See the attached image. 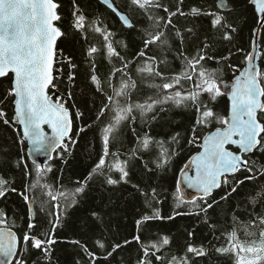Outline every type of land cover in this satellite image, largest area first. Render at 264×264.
Listing matches in <instances>:
<instances>
[{
    "label": "snow or ice",
    "instance_id": "6c2138e0",
    "mask_svg": "<svg viewBox=\"0 0 264 264\" xmlns=\"http://www.w3.org/2000/svg\"><path fill=\"white\" fill-rule=\"evenodd\" d=\"M101 3L118 17L124 27L129 29L135 27L132 19L121 12L112 0H101ZM249 3L257 14V22L264 25V0H249ZM128 7L130 12L139 10L136 14L143 13L149 22L148 27L142 29L143 47L130 60L120 55L115 44L121 42L114 39L115 33L107 27V24L99 18L88 21L79 4L73 0L70 31L73 34L79 33L85 43L88 42L89 31L102 38L106 58L110 64H113V71L107 81L111 89L109 92L99 78L95 63V55L101 52L100 47L90 45L86 49L85 60L89 63L91 73L89 83L107 101L102 102L94 121V123L101 121L106 114L109 116L108 123L101 128L102 155L83 180L75 181L74 188H67L64 185L55 188L47 179L51 167L36 165L34 178L29 179L24 191L20 193L27 206L28 220L22 240L12 230L15 227V221L11 227L8 226L7 216L0 210V264H28L24 254L31 257L33 250L43 254L37 256L33 264L50 261L51 245L56 243L52 237L61 223L62 213L67 207L78 202L80 194L85 191L87 184L94 176L105 175V169L120 174L118 180L111 175L106 176L107 184L130 182L127 161L120 160L117 153L111 152L110 144L116 138L113 133L119 129L123 121H135L134 108L139 109L142 119L148 112H153L155 106L168 102L177 106L184 104L195 110L196 119L187 143L195 145L200 150L192 155L189 162L180 170L182 179L177 180L176 192L173 193L174 215L200 216L203 214V222L207 223L214 233L216 225L209 223V210L214 209L221 200H227L233 193H237L240 185L246 180H256L258 175H264V172H257L253 167L256 161L252 159L256 152L264 154V83H261L264 80V73L254 69L251 55L246 56L249 61L248 68L235 76L234 82L230 85V92H223L220 87L223 82L217 75L219 69L207 67L204 62L213 60L219 64L221 60L229 59V56L220 57L219 60L209 56L207 49L210 45L207 42L203 43V46L194 54L189 55L185 48L184 32L195 35V30L192 27H186L182 32L173 20L177 16L194 18L202 16L213 34L221 33L223 40L230 41L232 33L237 32V28L220 14L230 10L224 0H219L217 5L220 12L208 11L198 6H192L188 12H185L183 0H177L175 11L164 5L161 0H129ZM59 8L58 0H0V78H11V86L0 103L12 97L14 105L13 119L9 120L7 113L3 110H0V119L8 126L20 125L22 140H26L36 154L45 151L51 153L61 147L64 151H69L68 144L65 142L66 138L69 143H75L71 140L69 133L72 131L74 120H82L84 116L76 105V97L73 93L79 66L74 62V58L66 54L58 45V42L68 35L62 27L63 18L58 11ZM160 11L165 13L166 17L160 15ZM174 40L179 41L178 46ZM152 46L165 54L163 59L148 55ZM167 53H173L174 58L179 61V72L166 75L160 71V64L167 65ZM113 58L121 61L120 67L115 66ZM138 60H140L139 63H137ZM134 63L137 75L147 80L148 86L154 88L156 92L144 103L133 105L125 101L131 94L130 89L137 87L136 81L128 71L130 65ZM116 73L121 75L118 87L112 82V77ZM149 77L152 79L148 80ZM156 78L163 82H153ZM184 81L190 82L191 87L189 88ZM221 95H227L230 101L227 115L218 112L214 107L217 98ZM69 101H71L70 105ZM73 108H75L74 117L71 114ZM152 119H155L154 115ZM213 124L219 125L214 131L208 132L202 138L197 135L198 129ZM44 125L51 129V136L46 135ZM13 130L15 131V128ZM80 131H84V128L82 127ZM179 137L180 133L177 132L165 142L155 140L148 133H144L137 137V147L131 150V155L136 156L139 151H150L155 145L159 151L153 163L156 169L164 170L173 157L178 155L176 148L170 150L165 144L178 146ZM233 148L235 151L232 150ZM109 156L115 157V160L107 161L106 158ZM189 168L194 170V175H189L186 171ZM148 170L152 171L151 168ZM239 172H248L250 175L245 176L244 180H237L235 175ZM32 175V171L26 169V176L32 177ZM181 185H185L196 195L190 198L184 197ZM133 187L144 198L145 207L152 209L151 215L145 214L136 221L137 232H139L147 221L165 218L160 215V210L154 207L161 202L160 192L155 187L150 189H142L139 185H133ZM220 188H230V190L225 191V194L217 200L213 198V193ZM8 192L15 193L17 189L0 176V198L6 197ZM210 199L211 202H209ZM248 199L255 209L258 203L264 201V188L256 190L255 194L249 195ZM184 204L191 205L188 212L175 211ZM37 207L40 212L49 217L50 225L48 229H42L39 233L36 232L39 227L36 216ZM52 208L56 211L52 212ZM96 215L93 213V216ZM249 215L251 219L240 221L233 214L232 230L221 233L227 239V246L217 247L216 251L221 254L234 253L237 264H264V214L253 210ZM167 219H173V216ZM240 232H243V238L238 235ZM188 236L191 238L193 232H189ZM133 240L140 244L143 250V256L137 264H154L152 256L155 257V261H160L162 257L156 253L170 243L167 236L148 245L141 242L139 235L133 237ZM68 242L79 245L89 257L91 264H95L96 255L83 243L78 240ZM131 242L125 240L123 243H114L112 250L106 253L104 259ZM96 243L101 249L105 248L101 241L98 240ZM150 249L155 251L150 252ZM206 251L203 245L196 246L188 243L186 254L180 257L173 256L172 262L193 264L194 257L205 256ZM77 264L80 262L77 261Z\"/></svg>",
    "mask_w": 264,
    "mask_h": 264
},
{
    "label": "trees",
    "instance_id": "16d2710c",
    "mask_svg": "<svg viewBox=\"0 0 264 264\" xmlns=\"http://www.w3.org/2000/svg\"><path fill=\"white\" fill-rule=\"evenodd\" d=\"M224 1L230 10L220 14L237 28V32L232 33L230 41L223 40L221 33L213 34L202 16L196 18L177 16L173 18L182 32L186 27H192L195 30V35L184 32L185 48L189 55L194 54L198 48L203 46V43L207 42L210 45L207 49L209 56H214L218 60L220 57L229 56V59L221 60L219 64L213 60L204 62L207 67L219 69L217 75L222 82L231 80L236 72L235 68L242 70L246 64V56L249 55L251 49L253 33L258 25V17L249 0ZM112 2L121 12L132 19L135 24L134 28H125L117 17L97 0H76L88 21L99 18L107 24V27L115 33L114 39L121 42L115 44L120 55L130 60L142 49L144 35L142 29L147 28L149 22L143 13L136 14L139 10L136 12L129 11V0H112ZM161 2L175 11L177 0H161ZM218 2L219 0H183V10L188 12L192 6H198L208 11L220 12L217 7ZM58 3L60 4L58 11L63 18L62 27L68 33L65 38L58 42V45L66 54H70L79 66L73 93L76 97V105L84 113V116L82 120H74L71 137L75 143L68 144V146L70 145L69 151L56 150L45 167H51L47 179L55 188H60L61 185L74 188L76 186L75 181L83 180L102 155L101 128L108 123L109 119L108 114H106L101 121L94 123L102 102L107 101L89 83L91 73L89 63L85 60L86 49L90 45L100 47L101 52L95 55V63L99 78L104 82L105 89L109 92L111 89L108 87L107 81L113 71V64H110L106 58L102 38L89 31L88 42L85 43L79 33L73 34L70 31L69 22L72 19L73 0H58ZM159 14L166 17L162 11ZM258 42L260 46L259 71L264 73V25L260 29ZM174 43L178 46L179 41L174 40ZM148 55L163 59L165 54L152 46ZM166 55L168 57L167 65L160 64V71L166 75L179 72L180 63L174 58V54L167 53ZM113 60L116 67L121 66L119 59L113 58ZM139 62L140 60L137 61V63ZM128 71L136 81L137 87L130 89L131 94L125 101L126 103L133 105L144 103L149 96L155 95L156 90L148 86V81L137 75L135 63L130 65ZM151 79V77L148 78V80ZM120 80V73H116L112 77V82L117 87ZM153 82L162 83L163 81L156 78ZM184 83L189 88L191 87L190 82L184 81ZM261 83H264V80ZM10 86V77L0 80V100L7 94V89ZM204 98L206 99V95ZM12 100V97H8L6 101L0 103V110L7 113L9 120H12L13 114ZM70 104L71 101H69ZM214 107L218 112L226 115V98L223 95L218 97ZM133 112L136 117L135 121H123L119 129L113 133L116 138L110 144V151L117 153L120 160L127 161L130 182L107 184L106 176L111 175L118 180L120 175L116 171L109 172L107 169H105V175L94 176L87 184L85 191L80 194L78 202L67 207L62 213L61 223L55 229L52 237L56 243L51 245V259L50 261H41V264H77V261L80 264H91L89 257L85 255L79 245L68 242L72 240L80 241L96 255L95 264H137V261L143 256L141 245L133 240V237L137 235L145 245L158 241L165 236L169 238V245L156 253L162 259L155 261V257H151L154 264H170V262L174 264L172 262L173 256H184L188 243L196 246L203 245L207 250L205 256L194 257L193 264H237V257L234 253L221 254L216 251V248L222 245L227 246V239L221 233L232 230L233 214L240 221L251 219L249 214L253 210L264 214L262 212L264 201L258 203L253 209V205L248 199L249 195H254L256 190L264 188V175H258L256 180H246L240 185L237 193H233L227 200H221L218 205L214 206V209L209 210V223L216 225L214 233L213 229H210L209 225L203 222V214L200 216L174 215L173 193L176 192L178 174L188 159L198 151L195 145L187 143L196 119L195 110L192 107H186L184 104L177 106L168 102L155 106L153 112H148L144 119L141 118L139 109L134 108ZM71 114L73 117L75 116V108L71 109ZM153 115L155 119H152ZM218 126L213 124L202 127L198 129L197 135L202 138ZM82 127L84 131L81 132ZM177 132L180 133L179 145L165 144L170 150L176 148L178 151V155L173 157L166 169L155 168L153 161L159 151L155 145L151 147L150 151H139L136 156L131 155V150L137 147L138 136L148 133L155 140L167 142ZM106 159L112 162L115 157L109 156ZM252 159L256 161L253 167L257 172H264V154L256 152ZM146 164L147 167H145ZM149 168L152 171H149ZM26 169L32 171V177L26 176ZM35 169L36 166L26 156L25 144L17 128L14 125H5L0 119V176L8 180L11 186L17 189V192H8L6 197L0 198V210L6 214L8 226L11 227L15 221V227L12 230L18 234L21 240L27 228L28 220L27 206L24 204L20 193L24 191L25 184L28 183L29 179L34 178ZM248 175H250L248 172H239L236 173L235 179L244 180L245 176ZM230 179L232 178L230 177ZM133 185H139L142 189L155 187L160 192L161 202L155 204L154 207L158 208L160 215L165 218L147 221L142 225L139 232H137L136 221L145 214L151 215L152 209L145 207L144 198ZM227 190L230 188L216 190L213 193V198L219 200L220 196L224 195ZM37 194H39V190H37ZM189 208H191L190 204H184L176 208L175 211L186 213ZM51 211L55 212L56 209L52 208ZM93 213L97 215L93 216ZM36 216L39 225L36 229L37 233L50 227L48 224L49 217L40 212L38 207L36 208ZM169 216H173V219H167ZM189 232H193L191 238L188 236ZM238 235L243 238L244 234L240 232ZM98 240L105 245L104 249H101L96 243ZM125 240L132 242L117 249L112 256L104 259L106 253L112 250L114 243H123ZM154 251V249H150V252ZM41 255L43 254L33 250L31 257L24 254V258L28 260V264H33L37 256ZM187 255L191 256L192 254Z\"/></svg>",
    "mask_w": 264,
    "mask_h": 264
},
{
    "label": "water",
    "instance_id": "95a60500",
    "mask_svg": "<svg viewBox=\"0 0 264 264\" xmlns=\"http://www.w3.org/2000/svg\"><path fill=\"white\" fill-rule=\"evenodd\" d=\"M101 5H103L106 9H108L109 11H111L105 4L101 3V0H97ZM219 3V2H218ZM217 3V5H218ZM225 3V1H224ZM226 4V3H225ZM228 8V7H227ZM218 10H220L218 8ZM115 15V14H114ZM257 15V14H256ZM118 19V17H117ZM119 20V19H118ZM120 22V20H119ZM121 23V22H120ZM122 24V23H121ZM126 28V27H125ZM262 28V25L260 23H258L256 29L254 30V33H253V39H252V44H251V49H250V52H249V55H251L253 57L252 59V65L254 67V69L256 70H259L260 68V65H259V53H260V46H259V43H258V39H259V32H260V29ZM248 55V56H249ZM249 66V61L247 60L246 61V64L244 65L243 69L242 70H245L246 68H248ZM241 70V71H242ZM240 73V71L235 75V76H238ZM235 76L229 80V81H226V82H223L220 84V87L222 89L223 92H230L231 88H230V85L232 82H234V79H235ZM3 79V78H0V80ZM225 98H226V101H227V114H228V110H229V104H230V101L228 99V96L227 95H223ZM13 106V116H12V119L14 117V105L12 104ZM226 114V115H227ZM18 130H19V133L22 137V127L20 125H15ZM44 131L46 133V135L48 136H51L52 135V131L51 129L47 126V125H44ZM211 131H214L211 130ZM210 132V131H209ZM71 133V132H70ZM69 133V135H70ZM207 134V133H206ZM24 141V144H25V151H26V156L28 158V160L33 164V165H37V164H41L42 166H45L51 159L52 155L55 153V151L51 152V153H48L47 151H45L44 153H41V154H36L33 149H32V146L26 141V140H23ZM58 149V148H57ZM200 150V149H199ZM198 150V151H199ZM232 150L235 151V149L233 148ZM197 151V152H198ZM196 152V153H197ZM194 155V154H193ZM190 159V158H189ZM189 159L188 161L186 162V164L189 162ZM186 171H188L189 175H194V170L189 168V169H186ZM178 179H182V174H181V171L180 173L178 174V177H177V180ZM182 187V194L184 197L186 198H190L191 196H194L196 195L192 190L188 189L185 185H181ZM218 190V189H217Z\"/></svg>",
    "mask_w": 264,
    "mask_h": 264
}]
</instances>
